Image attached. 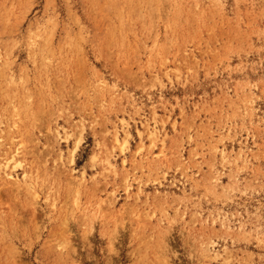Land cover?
I'll list each match as a JSON object with an SVG mask.
<instances>
[{
    "label": "rangeland",
    "instance_id": "374dc122",
    "mask_svg": "<svg viewBox=\"0 0 264 264\" xmlns=\"http://www.w3.org/2000/svg\"><path fill=\"white\" fill-rule=\"evenodd\" d=\"M264 264V0H0V264Z\"/></svg>",
    "mask_w": 264,
    "mask_h": 264
},
{
    "label": "bare ground",
    "instance_id": "6f19581e",
    "mask_svg": "<svg viewBox=\"0 0 264 264\" xmlns=\"http://www.w3.org/2000/svg\"><path fill=\"white\" fill-rule=\"evenodd\" d=\"M225 264H228V261H227V259H226V261H225Z\"/></svg>",
    "mask_w": 264,
    "mask_h": 264
}]
</instances>
